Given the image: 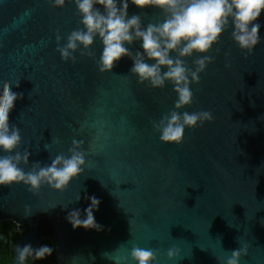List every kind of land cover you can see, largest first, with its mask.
<instances>
[{"label": "water", "instance_id": "obj_1", "mask_svg": "<svg viewBox=\"0 0 264 264\" xmlns=\"http://www.w3.org/2000/svg\"><path fill=\"white\" fill-rule=\"evenodd\" d=\"M133 13L144 22L159 18L129 4ZM257 19L262 39L250 55L228 32L213 45L220 50L208 53L215 59L190 85L192 104L181 109L208 110L213 119L186 128L175 144L159 141L151 125L172 107L170 85L137 83L126 57L98 72V43L91 46L96 57L77 52L75 63L61 61L55 34L77 27L72 3L0 0V92L8 86L23 93L9 113L20 150L47 161L77 139L85 155L84 171L63 191L42 186L34 195L22 183L0 186V223L26 229L12 247L48 239L57 264H114L136 244L155 249L158 264H217L240 242L247 245L240 264H264V10ZM80 190L82 199L73 201ZM83 190L100 200L93 214L101 231L73 229L64 219L61 204L87 205ZM39 225L50 237L39 235ZM169 248L176 250L171 260Z\"/></svg>", "mask_w": 264, "mask_h": 264}, {"label": "clouds", "instance_id": "obj_2", "mask_svg": "<svg viewBox=\"0 0 264 264\" xmlns=\"http://www.w3.org/2000/svg\"><path fill=\"white\" fill-rule=\"evenodd\" d=\"M55 8H62L66 0H48ZM78 16L77 27L63 38L55 34L56 51L61 61L75 63L80 56L96 57L92 49L99 44L97 71L111 72L121 58L131 61L128 73L135 76L137 83L151 89L171 86L175 93L172 107L158 119L151 120L152 128L158 133L162 143L180 144L186 128L202 126L213 119L208 110L181 111L193 102L191 84L199 82V74L215 57L210 51L219 52L220 35L228 32L229 38L242 55L252 53L261 41L258 17L264 10V0H68ZM129 4L143 10L152 8L159 14L155 21L144 22L138 13L128 14ZM63 39V43L61 40ZM135 45V47H133ZM227 56L228 53L225 52ZM190 61V63H189ZM13 86H18L16 81ZM23 93L6 86L0 92V186L22 183L34 195L42 186L63 191L69 182L84 171L85 155L80 141L72 139L67 154L49 153L47 161L30 160L32 152L20 150V129L10 122L9 113L14 102ZM48 152L47 146H44ZM27 167V170H25ZM81 190L73 201H80ZM87 205L81 209L67 208L64 219L73 229L81 227L101 231L94 212L100 200L83 190ZM72 201V202H73ZM71 202V203H72ZM55 205H52L53 207ZM24 216L29 214V205L24 206ZM19 223L17 229L19 230ZM239 242V241H238ZM53 247L43 243L33 247L14 244L10 264H28L40 261L53 253ZM223 258L216 257L217 264H240V258L247 255V245L239 242V247L226 251ZM176 254L174 248L166 250L171 260ZM107 256V253L104 254ZM109 258V257H107ZM114 264H158L156 250L132 244L127 255L112 258Z\"/></svg>", "mask_w": 264, "mask_h": 264}, {"label": "flooded vegetation", "instance_id": "obj_3", "mask_svg": "<svg viewBox=\"0 0 264 264\" xmlns=\"http://www.w3.org/2000/svg\"><path fill=\"white\" fill-rule=\"evenodd\" d=\"M3 225L0 223V233L5 234L6 240L0 239V242H3L4 245H6L9 248L8 254L5 255V257H2L0 255V264H6L11 259V247L13 242L15 241L16 237L20 233H25L26 229L22 226L19 227V230L17 229V225L13 222L6 220L2 222ZM38 232L40 236L50 237V234L47 230H45L41 225L38 226ZM49 244L53 247V243L50 242L48 239H43L40 243L43 244ZM54 249V247H53ZM28 264H57L56 258H55V250H53V253L51 256L46 257L44 260L40 261H29Z\"/></svg>", "mask_w": 264, "mask_h": 264}, {"label": "trees", "instance_id": "obj_4", "mask_svg": "<svg viewBox=\"0 0 264 264\" xmlns=\"http://www.w3.org/2000/svg\"><path fill=\"white\" fill-rule=\"evenodd\" d=\"M1 225H3L2 222ZM8 252H9V248L6 245H4L3 242H0V255L2 257H5V255L8 254Z\"/></svg>", "mask_w": 264, "mask_h": 264}]
</instances>
